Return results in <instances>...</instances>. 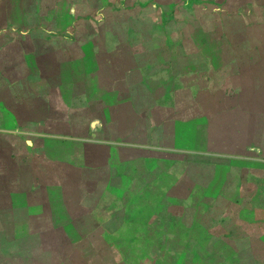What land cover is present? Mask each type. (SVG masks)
<instances>
[{
  "label": "rangeland",
  "instance_id": "1",
  "mask_svg": "<svg viewBox=\"0 0 264 264\" xmlns=\"http://www.w3.org/2000/svg\"><path fill=\"white\" fill-rule=\"evenodd\" d=\"M0 33L5 34L0 36V104L7 119L0 127V264L159 258L158 249L114 248L113 216L102 212L113 201L114 168L104 162L103 149L91 144L102 141L96 118L110 115L103 99L113 91L114 78L133 61L168 58L154 49L224 50L218 56L196 55L199 71L210 70L206 58L219 59L215 65L222 71L215 80L230 88V95L238 93L239 75L254 101L245 106L262 111L264 127V0H0ZM78 71L90 74L88 97L71 98L63 113L62 83L67 87L70 80L78 89ZM47 79L54 87L48 88ZM47 98L67 116L72 134L53 138L28 132L17 139L18 130L11 129L15 116H49ZM51 139L70 144L56 149L47 143ZM32 143L42 146L37 163L31 162ZM199 234L194 236L204 242ZM220 244L197 248L203 261L209 258L198 264H264V247L247 248L238 257L244 248Z\"/></svg>",
  "mask_w": 264,
  "mask_h": 264
},
{
  "label": "crops",
  "instance_id": "2",
  "mask_svg": "<svg viewBox=\"0 0 264 264\" xmlns=\"http://www.w3.org/2000/svg\"><path fill=\"white\" fill-rule=\"evenodd\" d=\"M157 50L168 58L127 65L121 77L114 78V92L104 95L110 115L96 118L102 141L91 144L103 149L104 162L114 168L113 201L102 211L107 214L101 212L113 216L109 229H114V248L158 249L159 258L126 257L123 263L128 264H198L209 263L197 250L204 246L221 243L222 248H244L238 250V257L245 256L247 248L264 247L262 111L245 106L252 99L243 91L239 75L234 95L226 85L216 83L215 74L222 71L221 65H215L219 59L206 58L210 70L199 71L196 55L218 56L224 50L152 52ZM86 72L76 74L78 89L70 80L67 87L62 83L64 89L58 97L63 113L71 98L88 97L90 74ZM203 74L205 79H199ZM50 87L54 86L48 84ZM109 94L112 97L106 99ZM47 99L50 115L29 118L30 124L36 123L34 127L15 116L17 122L11 129L18 130L16 138L28 132L53 138L72 134L67 116L57 112L53 98ZM4 108L0 104V127L7 121L1 115ZM69 142L47 141L56 149ZM29 146L34 156L31 162L37 163L42 146ZM123 232L132 234L126 237ZM195 233L204 236V242Z\"/></svg>",
  "mask_w": 264,
  "mask_h": 264
},
{
  "label": "trees",
  "instance_id": "3",
  "mask_svg": "<svg viewBox=\"0 0 264 264\" xmlns=\"http://www.w3.org/2000/svg\"><path fill=\"white\" fill-rule=\"evenodd\" d=\"M46 81H47V84H50V82L52 83L51 79H47ZM28 119H23V120L18 119V120H19V122H24V121H27ZM28 121H30V120H28Z\"/></svg>",
  "mask_w": 264,
  "mask_h": 264
}]
</instances>
